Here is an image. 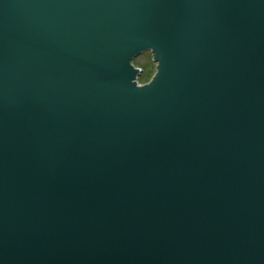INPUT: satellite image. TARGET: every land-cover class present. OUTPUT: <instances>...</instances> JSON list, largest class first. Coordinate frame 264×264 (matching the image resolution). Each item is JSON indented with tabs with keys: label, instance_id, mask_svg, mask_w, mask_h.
Returning <instances> with one entry per match:
<instances>
[{
	"label": "water",
	"instance_id": "1",
	"mask_svg": "<svg viewBox=\"0 0 264 264\" xmlns=\"http://www.w3.org/2000/svg\"><path fill=\"white\" fill-rule=\"evenodd\" d=\"M0 264H264V0H0Z\"/></svg>",
	"mask_w": 264,
	"mask_h": 264
},
{
	"label": "rangeland",
	"instance_id": "2",
	"mask_svg": "<svg viewBox=\"0 0 264 264\" xmlns=\"http://www.w3.org/2000/svg\"><path fill=\"white\" fill-rule=\"evenodd\" d=\"M133 65L142 70L141 76L139 77V83L145 85L151 81L156 73V63L153 61L152 54L146 52L133 61Z\"/></svg>",
	"mask_w": 264,
	"mask_h": 264
}]
</instances>
